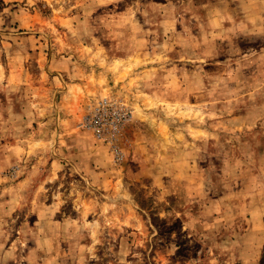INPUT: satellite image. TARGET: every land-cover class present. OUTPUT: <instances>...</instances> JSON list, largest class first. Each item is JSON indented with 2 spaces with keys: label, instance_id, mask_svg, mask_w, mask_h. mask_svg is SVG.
Wrapping results in <instances>:
<instances>
[{
  "label": "clouds",
  "instance_id": "1",
  "mask_svg": "<svg viewBox=\"0 0 264 264\" xmlns=\"http://www.w3.org/2000/svg\"><path fill=\"white\" fill-rule=\"evenodd\" d=\"M19 3L0 264H264V0Z\"/></svg>",
  "mask_w": 264,
  "mask_h": 264
},
{
  "label": "rangeland",
  "instance_id": "2",
  "mask_svg": "<svg viewBox=\"0 0 264 264\" xmlns=\"http://www.w3.org/2000/svg\"><path fill=\"white\" fill-rule=\"evenodd\" d=\"M196 2L200 3L201 0H196ZM22 8L23 5L19 3V0H0V20L3 21L0 24V29H3L4 35L9 34V29L17 28L20 25L24 19Z\"/></svg>",
  "mask_w": 264,
  "mask_h": 264
},
{
  "label": "built area",
  "instance_id": "3",
  "mask_svg": "<svg viewBox=\"0 0 264 264\" xmlns=\"http://www.w3.org/2000/svg\"><path fill=\"white\" fill-rule=\"evenodd\" d=\"M104 122V114L103 113H99L96 116V123L99 125L101 123Z\"/></svg>",
  "mask_w": 264,
  "mask_h": 264
}]
</instances>
